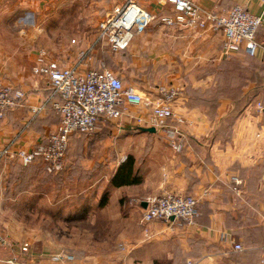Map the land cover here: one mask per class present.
<instances>
[{
	"label": "crops",
	"instance_id": "obj_1",
	"mask_svg": "<svg viewBox=\"0 0 264 264\" xmlns=\"http://www.w3.org/2000/svg\"><path fill=\"white\" fill-rule=\"evenodd\" d=\"M134 1L149 13L150 22L142 30L133 29L126 49L116 50L107 43L93 46L95 32L101 20L112 17L115 9L129 0H0V83L27 93L25 104L0 120V152L9 144L13 152L30 151L59 124L49 106L22 131L31 117L30 106L44 103L51 90L49 79L34 69L55 63L72 65L92 49L90 66H114L126 86L151 99L158 96L161 85L178 88L174 110L184 120L179 127L186 135L183 150L178 152L165 140L163 129L154 127L155 132H148L126 128H149L139 125L135 117L147 116L150 108L128 107L118 121L119 131L124 132L123 142L131 146L145 141L142 154L133 147L130 151L143 180L114 187L109 205L121 208L127 216L133 207L142 213L145 199L151 195L192 194L200 199L196 221L153 222L149 231L155 239L170 236L175 244L181 242L182 252L199 264H214L216 258L228 264H264V109L258 108L259 103L264 106V81L259 90L255 81L245 86L243 100L247 103L233 121L226 122L235 109L234 100L222 97L217 107L210 100L218 84V67L226 60L223 32L168 25L163 17L173 15L174 7L167 0ZM192 1L216 10L243 5L262 16L258 40H264L262 0ZM70 22L78 25L71 37L64 32ZM235 56L247 57L244 52ZM253 58L258 66L250 65L252 71L264 77V51L260 49ZM113 59L119 60L116 66ZM13 161L17 160L0 158V163L7 165ZM234 176L242 180L237 190ZM108 181L109 177L101 178L87 186L92 191L97 187L99 196ZM235 243H241L243 250L236 251ZM3 252L0 248V264L6 259ZM45 259L42 263L62 264ZM75 263L76 259L66 264Z\"/></svg>",
	"mask_w": 264,
	"mask_h": 264
},
{
	"label": "built area",
	"instance_id": "obj_2",
	"mask_svg": "<svg viewBox=\"0 0 264 264\" xmlns=\"http://www.w3.org/2000/svg\"><path fill=\"white\" fill-rule=\"evenodd\" d=\"M174 7V13L163 17L168 25L183 24L200 30L222 31L225 37L223 56L230 59L244 50L255 56L261 49L264 51V40H258V33L263 25L262 16L250 12L241 4L233 5L229 10L205 9L192 0H167ZM264 3V0H262ZM150 15L139 7L134 0H129L122 7L115 9L112 17L101 20L95 32L94 45L107 43L116 50L129 46L134 28L142 30L150 22ZM92 49L84 52L72 65L55 63L53 66L36 67L35 73L49 79L51 90L47 100L41 105H31V117L22 129H27L49 106L59 118L57 128L50 132L46 140L34 149L13 152L12 144L5 146L0 158L16 159L24 165L39 163L44 173H56L66 167V156L75 134H92L102 121L118 122L128 107L148 106L145 117H135L139 125L163 129L164 138L178 152L183 150L186 135L180 129L184 122L174 110L179 89L169 85L157 88L156 97L152 98L133 87L126 86L124 80L106 65L90 66ZM27 93L19 88L0 83V120L7 112L25 104ZM263 111L264 106L259 103ZM238 189L242 180L232 178ZM140 225L149 236V225L153 222L193 224L199 216L200 199L192 194L167 192L151 195L145 199ZM142 203V202H141ZM6 239L0 234V245ZM236 251L243 250L241 243H235ZM28 251V244L23 246ZM75 256L59 253L53 261L66 264ZM4 264H29L18 255L4 260ZM48 264V263H40ZM187 264H199L188 260Z\"/></svg>",
	"mask_w": 264,
	"mask_h": 264
},
{
	"label": "rangeland",
	"instance_id": "obj_3",
	"mask_svg": "<svg viewBox=\"0 0 264 264\" xmlns=\"http://www.w3.org/2000/svg\"><path fill=\"white\" fill-rule=\"evenodd\" d=\"M65 27L71 37L78 25L70 22ZM117 61L113 59V65ZM244 64L250 67V63ZM101 65L115 71L114 66ZM102 123L92 134L71 138L66 167L59 172L44 173L38 162L0 163V234L6 239L0 247L3 258L18 255L37 264L69 253L75 256V264H187L181 242L175 244L170 236L157 240L150 231V237L146 236L137 207L124 216L121 208L109 205L86 219L79 218L76 202L84 183L109 177L132 147L138 154L146 150L145 141L133 146L123 142L120 122ZM26 244L28 251L23 250ZM215 260L214 264H228L222 258Z\"/></svg>",
	"mask_w": 264,
	"mask_h": 264
},
{
	"label": "trees",
	"instance_id": "obj_4",
	"mask_svg": "<svg viewBox=\"0 0 264 264\" xmlns=\"http://www.w3.org/2000/svg\"><path fill=\"white\" fill-rule=\"evenodd\" d=\"M241 52H244L247 55L245 59L235 56L236 53L230 59L224 60L218 67V84L215 90L216 92L215 94H210V100L213 107L218 106L219 99L222 97L234 100L236 104L235 109L232 111V114L226 122L233 121L241 112L243 106L247 103H244L243 100L245 86L251 81H255L258 84L257 90H259V87L264 81V77L259 76L256 72L252 71V67H248V65L244 64L247 62L250 63V65L258 66V63L253 58L255 56L247 54L244 50L239 51L238 54ZM245 96L247 97L249 95ZM135 163V157L129 155L127 159L119 165L117 170L109 176L107 186L99 196L97 193V187L92 191L88 189L87 184L91 183L90 185H92L98 183L101 178L97 177L96 179L84 183V188H82L77 195L78 201L76 203L78 204L77 209L80 211L79 218L86 219L90 213L103 211L109 206L111 190L114 187L133 185L142 182L143 176L138 170H136ZM91 199H93V203H90ZM121 202L123 201L120 200V203Z\"/></svg>",
	"mask_w": 264,
	"mask_h": 264
},
{
	"label": "water",
	"instance_id": "obj_5",
	"mask_svg": "<svg viewBox=\"0 0 264 264\" xmlns=\"http://www.w3.org/2000/svg\"><path fill=\"white\" fill-rule=\"evenodd\" d=\"M126 128H129V129H136V130H141V131H148V132H155L156 129L154 127H149V128H145V127H135V126H127ZM144 206L146 207L147 206V203L144 202Z\"/></svg>",
	"mask_w": 264,
	"mask_h": 264
}]
</instances>
